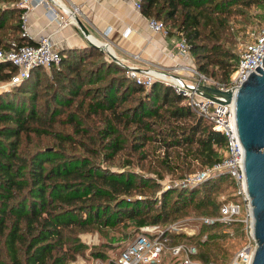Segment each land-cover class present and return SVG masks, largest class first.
Returning <instances> with one entry per match:
<instances>
[{"label": "trees", "instance_id": "16d2710c", "mask_svg": "<svg viewBox=\"0 0 264 264\" xmlns=\"http://www.w3.org/2000/svg\"><path fill=\"white\" fill-rule=\"evenodd\" d=\"M18 1L0 0L3 49L34 43L24 32V8ZM263 1L140 0V10L162 20L170 33L183 31L197 70L226 84L238 55L216 40L225 18L251 3L263 7ZM4 32L10 40L4 39ZM59 52L60 61L50 67L49 77L36 66L27 78L0 89V264H68L85 248L79 231L111 226L121 213L135 228L158 223L159 213L146 216L136 209L151 203L149 197L134 193L138 183L147 184L151 178L129 167L119 171L104 164L122 149L140 150L149 139L165 138V147H185L202 167L219 160L224 150L223 133L197 115L170 85L160 80L147 88L136 83L125 68L93 45ZM14 72L11 62L0 61V80H9ZM167 119L174 123L167 128L158 124ZM154 125L159 131L152 138L148 131ZM209 179L206 187L215 188L225 179L232 183L227 173ZM194 192L167 189L161 202L165 207L172 194L191 201ZM193 206L208 212L219 209L208 195ZM91 252L96 257L105 254L103 249ZM213 255L206 248L196 257L207 261L216 259Z\"/></svg>", "mask_w": 264, "mask_h": 264}, {"label": "built area", "instance_id": "2783aa9c", "mask_svg": "<svg viewBox=\"0 0 264 264\" xmlns=\"http://www.w3.org/2000/svg\"><path fill=\"white\" fill-rule=\"evenodd\" d=\"M59 0H19L18 4L24 8L22 13L23 20L25 13L31 6L43 3L46 6V13L51 19H56L58 25L66 23H77L74 8L67 7ZM133 6L140 8V0H132ZM59 8H57V6ZM149 27L156 32H161L163 35H170L168 27L164 22L155 17H148ZM172 40L176 52L180 56L188 57L189 62L179 65L181 69L186 71V80H181L166 73H160L158 76L148 73L164 71L152 67H137L134 65L124 64L114 52L109 49L111 44L108 40L92 41L88 35L87 39L95 47L106 51V56L114 59L119 65L125 67L126 73L135 80L136 83L142 84L144 87H149L153 81L160 80L170 85L177 93L185 96L186 101L197 115L203 117L210 123L211 127L223 133L225 138V146L222 157L210 165L204 166L196 173L187 175L182 181H175L170 185H190L194 186L201 183L203 180L217 176L222 173H227L236 186V193L239 195L243 205L244 213L239 215L240 202L237 200H225L219 205L218 215L216 220L221 222L231 223L241 220L247 228V242L237 249L227 264H250L255 250V239L252 232V213L249 195L247 193L244 171H243V147L240 143L235 117L234 103L230 100L227 104L218 103L208 97H205L188 86L183 84H191L199 87L202 84L215 85L220 88H232L235 90L248 76L251 71H256L258 65L263 67L262 58L264 56V25L245 42L238 51L237 62L228 74L226 84L218 83L205 76L202 72L194 67L192 57L189 52V44L185 38L183 31H175ZM61 58V53L53 46L49 34L40 35L36 42L21 44L9 49L0 47V61H9L15 66V72L9 80H6L0 89L11 86L15 83L28 77L30 70L33 67L41 66L49 68L52 65L58 64ZM196 73V75L192 74ZM173 73V72H172ZM177 74V73H175ZM166 75L167 77H165ZM242 216V217H241ZM213 218L204 217L205 222H213ZM176 230L175 225L160 226L159 223H149L139 226L138 232L120 249L116 256V264H159L164 250L174 256V264H221L216 260L202 261L196 257L197 249L192 244H187L184 241H171V234ZM188 230V231H187ZM187 233H191V229H187ZM193 230V228H192Z\"/></svg>", "mask_w": 264, "mask_h": 264}, {"label": "rangeland", "instance_id": "374dc122", "mask_svg": "<svg viewBox=\"0 0 264 264\" xmlns=\"http://www.w3.org/2000/svg\"><path fill=\"white\" fill-rule=\"evenodd\" d=\"M225 19L224 29L220 32V38L216 40L222 43V45L229 47L233 53L238 55L240 47L245 42L249 41L253 34L264 25V1L263 7H258L254 3H251L242 8H237L233 13L230 12ZM202 33L204 36L208 35L207 28H204ZM4 34L6 35L4 39L6 40L8 38V40H10L11 37L5 32ZM190 63H193L195 68L197 67L194 57H192V62ZM50 67L44 68L48 77L50 76ZM180 73L182 76H186L187 72L184 71L182 73L181 71ZM192 74L196 75L194 72H192ZM214 79L212 80L222 81L215 77ZM4 82H6V80H0V85ZM184 119L186 118H180L178 121ZM169 123H174V120L167 119L166 121L158 122L159 125L165 128H167V124ZM153 127H155V129L148 131V135H151V137L153 136L152 138H154V136L157 135V131H159L158 125H154ZM160 135L162 136L164 134ZM163 139H149L143 147H140V150L136 151L130 150L128 147L124 148L112 159L105 161L104 164L110 165V167L119 171L129 167L136 173L150 177L151 180L146 181L149 183H144L142 185L138 183L137 188H139V190L134 192L137 197L144 196L151 199V203L147 207L139 205L138 208H136L138 210L137 213L146 216L159 213L161 218L157 222L160 226L175 225L176 227L175 232L171 234V241H184L187 244H192L196 247L197 251L206 248L211 249L216 254L212 256L216 258L214 260L221 264H227L233 257L235 251L247 242V228L245 223L241 220L231 223L216 220L215 217L218 215L216 209L218 205L213 211L208 212L202 211V206L194 208L193 204L198 201L200 197H205L207 195L209 198L213 199L216 204L219 203V205L225 200H237L240 202L239 215H242L244 213V205L239 195L236 193L234 182L232 181V183H230L225 179L222 180L220 184H217L215 188L206 187L204 182L210 180L207 178L194 186H166L167 183L172 184L175 181H182L187 175L196 173L203 167L185 147H165ZM125 159L130 160V164L128 163V165H126ZM158 173L161 176H158ZM167 189H176L178 191L180 189H193V191L196 190V192L192 194L194 198L191 201L185 198L183 194L177 196L176 194H172L168 202L169 204L163 207L161 193ZM170 204L173 208L170 207ZM174 208L176 209L174 210ZM207 208L209 209V206H207ZM166 212H168L170 216L168 215L169 217L164 219ZM204 217L213 218L214 220L213 222H205ZM201 224L210 226L215 224V226L208 229H200L199 226ZM135 226L134 222H132L126 214L121 213L119 220L111 226H92V228L88 227L86 230L79 231V239L85 244V248H83V252L78 253L68 264H72V262L73 264H116V256L120 249L126 242L133 238L136 230L138 232L139 227L135 228ZM187 229H191V233H187ZM111 236H113L114 239H111ZM201 241H204V243L201 244ZM97 249H103L105 253L103 257H96L92 254L91 250ZM159 264H174V256H172L168 250H164Z\"/></svg>", "mask_w": 264, "mask_h": 264}, {"label": "crops", "instance_id": "0c3cea01", "mask_svg": "<svg viewBox=\"0 0 264 264\" xmlns=\"http://www.w3.org/2000/svg\"><path fill=\"white\" fill-rule=\"evenodd\" d=\"M59 1L72 9L77 6L78 24L59 26L56 19L47 15L46 6L38 3L27 9L22 21L24 32L34 42L40 35L49 34L53 46L61 50L93 45L86 37L89 34L93 39L108 40L116 57L126 65L152 67L177 74L184 72L179 65L188 63L189 58L177 54L172 43L174 33L163 35L153 31L148 17L140 8L133 6L132 0ZM104 53L106 55V51Z\"/></svg>", "mask_w": 264, "mask_h": 264}, {"label": "water", "instance_id": "95a60500", "mask_svg": "<svg viewBox=\"0 0 264 264\" xmlns=\"http://www.w3.org/2000/svg\"><path fill=\"white\" fill-rule=\"evenodd\" d=\"M264 67V56L262 58ZM246 79L234 89L202 84L195 87L185 84L195 92L218 103H234V117L240 143L243 147V171L247 193L251 204L252 232L255 250L250 264H264V69L255 67ZM181 80L184 77L169 72Z\"/></svg>", "mask_w": 264, "mask_h": 264}, {"label": "bare ground", "instance_id": "6f19581e", "mask_svg": "<svg viewBox=\"0 0 264 264\" xmlns=\"http://www.w3.org/2000/svg\"><path fill=\"white\" fill-rule=\"evenodd\" d=\"M88 37L91 39V38H94L92 35H89L88 34ZM92 41H94V42H97V39L95 38V39H91ZM112 53H113V50L110 48L109 49ZM165 77H167L166 75H164ZM183 84H186L185 82L183 83ZM188 231V230H187Z\"/></svg>", "mask_w": 264, "mask_h": 264}]
</instances>
